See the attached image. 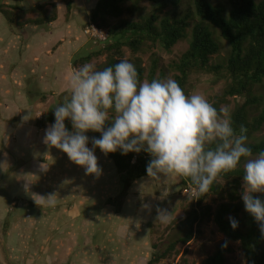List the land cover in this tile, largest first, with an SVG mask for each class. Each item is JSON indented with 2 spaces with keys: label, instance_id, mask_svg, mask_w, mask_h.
I'll list each match as a JSON object with an SVG mask.
<instances>
[{
  "label": "rangeland",
  "instance_id": "374dc122",
  "mask_svg": "<svg viewBox=\"0 0 264 264\" xmlns=\"http://www.w3.org/2000/svg\"><path fill=\"white\" fill-rule=\"evenodd\" d=\"M68 1L57 0L55 2L58 8L57 18H60L57 25L64 27L63 25L67 23L70 16L71 23L77 25L79 30L82 28L84 31V28L88 24L86 22L88 21L89 13L84 5L90 0H70L72 1L71 10H73L67 13L66 3ZM91 1H93V4L96 2V0ZM208 1L214 5L223 4L228 9L225 0ZM38 2L40 0H32L27 5L32 6ZM3 3L7 4V1L0 0V5ZM125 6L137 9L133 17H124V19L131 21H138L141 17L149 15L152 11V7L148 2L128 0ZM45 10L50 13L51 5L46 4ZM173 11L183 14L186 11V6ZM28 17L35 18L36 14H31ZM0 22L2 23L0 25V35H4V39L7 40V30L3 32V28H7L8 24L1 15ZM116 24L117 21L110 20L111 26H115ZM100 30L107 35V30ZM26 34L27 28L17 33L20 39L24 38ZM51 35L50 37L55 36L52 32ZM82 35L84 36V34ZM83 38H87V44L74 55L73 59L85 56L90 51L97 50L99 46H103L111 41L108 37L104 43L86 36ZM218 41L221 49L218 55L211 58V65L224 63L229 51L227 43L221 39ZM188 42L189 39L180 41L168 52L163 50L159 44L150 46L147 43L144 45L142 51L136 55H132L127 48H122V54L123 58L128 61L134 57L140 58L145 75L143 81H147L146 76L151 69L153 61H157L158 64L156 70L157 78L162 75L161 79H173L176 73L171 68V64L177 61L187 50ZM73 44V48L76 50L83 45V40L80 43L74 41ZM68 46L70 47L69 44ZM106 60L107 55L105 54L91 63L98 68ZM227 81L224 71L220 72V77L215 74L207 75L202 72H192L188 79L187 93L189 95L201 94L213 104L222 95ZM41 90L40 84L37 88L35 83H32L29 92L23 89L18 90L16 94L13 93L10 99V103L13 106L10 107V111L5 112L0 103V149L4 147V154H8L6 160L1 157L2 154L0 155V198L4 197L2 201H5L4 206L7 207L5 210L8 213L6 218L1 219L2 217H0V241L1 238L6 241L5 246H2L0 243V264H49L46 263L48 259L47 254L53 258H61V264H144L150 254L163 251L170 242L178 237H182L186 232L184 226L185 213L191 199L194 198V194L189 190L180 189L181 177L172 176L167 178L161 175L159 181H154L150 177L139 179L129 189L121 212L115 214L113 208L107 207L105 203L109 196H116L120 193L122 189L121 176L115 171L111 161L104 154L95 152L100 174L86 175L84 168L71 162L67 155H55L61 158L59 161L61 162V167L57 168L55 166L57 164L53 162V154L36 155L28 153L26 156H20L16 152L18 150L17 146L13 149L11 145V149H8L5 135L1 134V120L4 119L2 127L7 136L9 130L7 131L6 127L12 128L16 126L14 121L10 122V118L18 115L24 117L22 120H25L29 115L28 113H31V115L35 114L36 119H41L56 107L58 102L63 103L70 98L67 92L59 90H57L55 96L45 98ZM254 93L264 98V84L256 85ZM1 99L5 100V97ZM241 101V98H226V102H223L220 108L228 107L231 114ZM5 118H8V120ZM88 135L91 139V135L89 133ZM263 137L264 126L249 142H256ZM36 164L38 168L32 169L31 165ZM52 164L55 166L54 168ZM83 181H89L90 184L83 183ZM242 185L243 183H241L239 189L241 201ZM88 190L90 191L89 193L96 192L94 200L92 194H86ZM51 195H55V199L58 197V201H56L54 206L45 204L43 212L49 216L42 219L37 218L38 213L35 212L34 207L22 204L23 201L36 204L34 198L43 200L42 198L47 199ZM15 198H18V200L23 198L27 199V201L21 199L18 201L17 207L11 208V202H17ZM219 203L220 201L215 197H211L207 201V205L211 207L212 211L217 208ZM24 205L27 208H24ZM38 206L40 207V205ZM1 207L3 208L0 203ZM73 207L79 208L78 216L73 218L75 229L72 232L73 235H76V240L70 243L65 240V244H70L68 247L69 251H62L61 247L59 245L55 246L52 240L57 234L63 233V222L65 220L69 222L70 219L60 213V219L55 220L53 219L54 213L64 208L69 210ZM158 209L166 210L170 214L168 223H161L157 220ZM17 219L20 222L26 223V225L33 221V219L43 221L41 227H37L32 232V238L35 236L40 238L36 241L34 239L31 241L30 246L32 248L23 245L21 249L9 250L10 245L7 242L9 229H12L13 221ZM55 222H57V225H55ZM5 223L8 225L7 229H4ZM84 229H87V234H91L85 236ZM199 229L202 233L199 240H193L185 246L178 245L177 250L179 251V255L166 259L159 264H183L180 261V256L183 252L185 253L183 256L184 264H203L204 260L211 256L219 244L225 240V237L218 232L212 221L203 223ZM70 234L71 232H68L61 237L70 241ZM59 238L58 236L56 239ZM43 239H48V244L44 243ZM22 241L23 239H19L18 245ZM16 242L15 240V245ZM85 244L90 246L87 247ZM154 245L156 246L155 251L152 250V246ZM229 245L231 252L227 255L225 264H245L239 243L230 241ZM58 260L56 258V263L54 264H59Z\"/></svg>",
  "mask_w": 264,
  "mask_h": 264
},
{
  "label": "trees",
  "instance_id": "16d2710c",
  "mask_svg": "<svg viewBox=\"0 0 264 264\" xmlns=\"http://www.w3.org/2000/svg\"><path fill=\"white\" fill-rule=\"evenodd\" d=\"M6 1L7 4L0 5V15L8 24L10 33L13 30L20 33L21 30L29 27L45 29L57 19L58 9L55 4L57 0H40L32 6L27 5L32 0ZM135 1L148 2L152 7L151 13L138 21L124 19L125 16L133 17L137 12V9L125 6L128 0H97L92 4L88 13L89 22L99 29L107 30V36L111 41L85 56L73 59L71 65L76 69L106 54V62L97 68L102 70L124 59L122 48H127L132 55H136L142 51L145 44L149 43L150 46L159 44L168 52L180 41L189 39L187 50L171 64V68L176 73L173 79L188 94V79L192 72L215 74L220 77V72L224 71L228 81L222 95L212 105L219 110L220 105L226 102V98H241V103L230 114L233 127L237 134L241 125L247 128V143L254 156L264 151V137L256 142H249L264 126V98L254 93L256 85L264 84V0H225L228 9L223 4L214 5L208 0ZM46 4L51 5L50 13L45 10ZM71 5L72 1L69 0L66 3L67 13L71 11ZM183 6H186L183 14L173 11ZM31 14H36V17H28ZM110 20L117 21V24L111 26ZM219 39L227 43L229 51L224 63L211 65V58L218 55L221 49ZM20 53L23 54L24 51ZM129 62L136 66L138 77L143 81L145 75L140 58L134 57ZM157 68V61H153L146 76L147 81L162 78V75L156 77ZM60 104L62 103L58 102L56 106ZM54 108L43 118L35 119L34 124L38 129H44L47 124L54 123ZM65 124L71 130L67 120ZM87 133L91 135V140L100 137V133L92 131ZM88 146L92 147L91 141ZM3 149L4 147L0 149V155L2 154L1 157L5 159L8 154H4ZM95 152L102 153L98 148ZM105 156L121 176L122 183L120 193L109 198L105 205L112 207L115 214H119L131 186L139 179L148 177L146 166L152 157L143 151L139 154L127 155H121L117 151ZM243 163L242 160L235 170L218 176L204 196L197 193L187 178L181 177L180 189L194 190V198L191 199L185 213L186 232L182 237L170 242L163 251L150 254L144 264H159L178 256L177 246H185L193 240H199L202 236L200 226L209 221L214 223L225 240L204 260L203 264H225L226 257L231 252L230 241L239 243L245 264H264V236L261 235L259 225L254 218L245 211L239 196V189L243 183ZM254 195L264 200V194ZM211 197L220 201L214 211L207 205ZM3 199L4 197L0 198L3 206L0 208V214L4 215V217L0 215L1 219L8 215ZM15 199L17 202H11V208L17 207L18 201L21 200ZM22 204L40 208L37 204L25 201ZM230 217L238 221L235 230L230 225ZM7 227L5 223L4 229ZM152 250H156L155 245L152 246ZM184 254L183 252L180 256L183 264Z\"/></svg>",
  "mask_w": 264,
  "mask_h": 264
},
{
  "label": "clouds",
  "instance_id": "9594fccd",
  "mask_svg": "<svg viewBox=\"0 0 264 264\" xmlns=\"http://www.w3.org/2000/svg\"><path fill=\"white\" fill-rule=\"evenodd\" d=\"M68 84L70 98L54 108L45 144L66 153L86 175L100 174L97 148L105 155L146 152L152 157L148 177L187 178L200 196L243 160L241 199L264 236V200L254 195L264 194V151L253 155L247 128L241 125L237 134L228 107L217 110L205 96L186 94L172 78L141 81L127 59L102 70L85 63L73 69ZM89 131L100 133L91 148ZM44 200L50 206L56 203L55 195ZM157 211V220L168 223L170 214ZM229 221L235 230L238 221Z\"/></svg>",
  "mask_w": 264,
  "mask_h": 264
},
{
  "label": "crops",
  "instance_id": "0c3cea01",
  "mask_svg": "<svg viewBox=\"0 0 264 264\" xmlns=\"http://www.w3.org/2000/svg\"><path fill=\"white\" fill-rule=\"evenodd\" d=\"M92 4L93 1L91 0L87 1L86 4L84 5L85 9L89 11ZM78 5L80 6V4ZM59 21L60 18H57L54 23L48 25L47 28L45 29L37 28V27H29L27 28L26 36L21 39L17 35V33H19L18 31L13 30L12 33H10L8 27L3 28V32L4 31L6 32L7 30V40L4 39V35L3 36L0 35V76H1L0 103L2 104L5 112L10 111V107L13 106L10 103L11 95L13 93L16 94L18 90H23V89L29 92L32 83H35L37 88L38 85L40 84V86L42 87L41 92L43 93L45 98H51L55 96L57 90L62 92L65 91L67 92L68 95H70V88L68 81L72 74L73 69H75L71 65V62L74 55L78 53L87 44L86 41L87 38H83L84 37L82 35L83 33H81L82 28L81 30H79L78 29L79 27L77 25L71 23L70 16L67 23L63 25L64 27H62V25L61 26L57 25ZM86 23H89V19ZM0 25H2L1 22ZM51 32L53 33V35H55L54 37H50L52 36ZM82 40H83V45L80 46V48L74 50L73 48L74 41L80 43V41L82 42ZM64 43L66 44L64 45ZM68 44L70 45V47L68 46ZM20 51H24L25 54L20 53ZM4 97L5 100L1 99ZM28 114L29 115L27 119L25 118V120H22L24 117L18 115L9 119L10 122L14 121V123H16V126L12 128L6 127L7 131L9 130L7 136L6 133L3 131V127H2V125L4 124V119L1 120V129H2L1 134L5 135L6 144L8 142L7 144L8 149L9 150L11 149V145L13 146V149L17 146L18 150H16V152H18L20 156H26L28 153L36 154V155L53 154V162L57 165H55L54 163L53 164L57 166V168H60L61 162L59 161L61 158L60 156H55V155H60V154L67 155V154L63 153L62 151H60L55 147L49 146L44 143L45 129L52 124H47L46 128L44 129H38L34 124V121L36 119L35 114L34 115H31V113ZM5 119L8 120V118ZM86 135L89 137L88 133H86ZM90 140L91 139L89 138V142ZM88 147L91 148L90 146ZM6 158L7 156H5V159ZM32 162H34V160H32ZM53 164L52 166L54 168L55 166ZM31 168L36 169L38 168V165L37 164L31 165ZM84 182L87 183L88 185L90 184L89 181H83V183ZM89 192L90 191L88 190V193L86 194L87 195L92 194L94 200L96 192L94 193H89ZM113 197L115 196H109V198H113ZM44 199L41 200L39 198H34V202H36L37 205H40V207L42 206V208L35 207V212L38 213L37 218L39 219L49 216L46 215L45 212H43L44 210L43 207L45 206L46 203L48 204V202ZM89 199H91V197H89ZM23 200L27 201V199H23ZM55 201H58V197L55 199ZM23 207L27 208L25 205ZM78 211H79L78 207H73L69 210H66L64 208L54 213L53 219L55 220L60 219V213L66 215L67 218L70 219L69 222L68 220H65V222H63L64 225L62 231L63 233L57 234L56 236L54 235L55 237L52 240L53 244H55V246L59 245L62 251H69L68 247L70 246V244H65L64 243L65 240L68 243L72 242L73 240H76V235H73L72 231L73 229H75L73 226L74 225L73 218L75 216H78L79 213ZM1 216L4 217L3 214ZM13 223L14 224L12 229H9V234L7 239V242L10 245L9 250L21 249L23 245L30 246L31 241L33 239L34 241L40 239L37 238L36 236L32 238V232H34L33 230H35L37 227H41L43 221L38 219H33V221H31L28 225H26V223L20 222L17 219L13 221ZM55 225H57V222H55ZM48 229L50 230V228ZM68 232H71L70 241L67 240L66 238L62 239L61 237L62 235L67 234ZM84 232H85L84 233L85 236L91 234V233L87 234V229H84ZM58 236L60 238L56 239ZM19 239H23L20 245H18ZM15 240L17 241L16 245L14 243ZM43 240L44 243L48 244L49 242L48 239H43ZM0 243L2 246H5L6 241L3 238H1ZM85 245L87 247L90 246V245L88 246L87 244ZM30 248L32 247L30 246ZM47 257L48 259L46 263L54 264L56 263L55 262L56 258L59 259L58 260L59 264L62 263L61 262L62 259L59 257L53 258L48 254Z\"/></svg>",
  "mask_w": 264,
  "mask_h": 264
},
{
  "label": "built area",
  "instance_id": "2783aa9c",
  "mask_svg": "<svg viewBox=\"0 0 264 264\" xmlns=\"http://www.w3.org/2000/svg\"><path fill=\"white\" fill-rule=\"evenodd\" d=\"M83 34L89 38L96 39L98 42H106L107 35L97 28L94 24L88 23L84 28ZM187 191V190H185ZM192 194H194V190H190Z\"/></svg>",
  "mask_w": 264,
  "mask_h": 264
}]
</instances>
